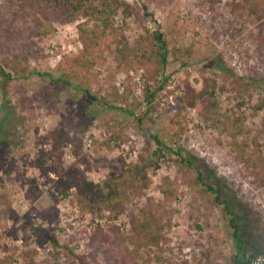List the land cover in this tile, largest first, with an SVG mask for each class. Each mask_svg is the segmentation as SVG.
Listing matches in <instances>:
<instances>
[{"label": "rangeland", "instance_id": "obj_1", "mask_svg": "<svg viewBox=\"0 0 264 264\" xmlns=\"http://www.w3.org/2000/svg\"><path fill=\"white\" fill-rule=\"evenodd\" d=\"M123 1L133 6L125 36L136 49L118 55L110 36L100 43L90 60L91 72L82 76L83 89L98 99L93 102L82 91L52 88L47 76H39L60 73L59 65L70 67V59L82 55L79 25L84 19L51 21L54 33L30 39L22 33L27 6L21 0H0V30L5 31L0 64L14 77L6 94L0 81V264H235V243L222 205L196 184L197 173L176 154L166 152L158 159L159 167L147 173L151 187L140 196L130 193L125 213L116 218L82 210L74 187L67 196L62 193L58 181L71 167L101 185L113 169L119 172L137 162L162 122L167 145L203 160L216 186L236 197L254 264H264V198L230 147L237 127L264 145V58L250 41L252 26H238L232 33L227 29L234 21L233 0L213 5L203 0ZM158 32L166 50L155 40ZM16 61L17 72L12 68ZM208 77L215 80L216 119L189 108L180 117L185 133L167 124L166 116L175 117L187 87L200 91ZM62 123L78 144L49 154L42 170L35 162L41 150L52 151L50 133ZM156 148L155 142L149 146L151 152ZM166 177L177 198L172 207H162L167 225L160 243L147 245L133 229L132 214L141 216L143 207L163 204L160 187ZM43 230L50 231L56 245L39 244Z\"/></svg>", "mask_w": 264, "mask_h": 264}, {"label": "trees", "instance_id": "obj_2", "mask_svg": "<svg viewBox=\"0 0 264 264\" xmlns=\"http://www.w3.org/2000/svg\"><path fill=\"white\" fill-rule=\"evenodd\" d=\"M29 9L24 11V30L28 33V38L49 36L54 33L51 21L73 22L83 18L79 25L80 33L85 45L82 55L70 59L72 66L64 67L59 65L60 73H39V76L46 77L52 88L75 89L82 91L93 102L98 99L92 95L89 89H83L82 83L91 72L90 60L94 58L97 48L103 40L110 36L114 47V54H124L125 51L136 48L130 47V42L125 36V29L128 20L133 16V6L123 0H21ZM210 4H215L217 0H203ZM230 13L234 21H229L227 29L232 33L238 26L250 29V41L255 47L258 56L264 58V0H233L230 4ZM123 17L121 24L119 17ZM28 17H32L29 19ZM29 19V20H28ZM234 22V23H233ZM3 29V28H2ZM1 29V30H2ZM233 29V30H232ZM0 30L1 45L5 44L4 32ZM234 36V35H232ZM155 40L161 44V48L167 49L165 37L161 32L156 33ZM0 45V46H1ZM26 49V48H25ZM167 52V51H166ZM1 55V53H0ZM6 61V60H5ZM26 62V58H24ZM8 62V61H6ZM12 68L17 72L18 62H13ZM206 77V76H205ZM12 74L8 73L5 66L0 64L1 89L4 92L7 83L13 80ZM211 78L204 79L202 90L188 86L187 91L179 98L176 106L175 117H169L165 121L171 126H176L178 131L185 133L181 125L180 117L183 111L189 108H197L200 116L208 120L216 119V105L214 93L212 92ZM6 94V92H4ZM154 96L150 98L153 101ZM26 99L23 98V101ZM133 115L131 109L123 110ZM218 118V117H217ZM162 130L164 125L162 122ZM178 126V127H177ZM174 128V127H173ZM161 129L149 135L148 147L143 150L137 162H132L123 167L119 172L113 169L104 180L98 185L88 180V178L77 167H71L66 177H62L58 184L63 187L62 193L68 195L71 188L76 189L75 199L80 208L91 214L98 215L108 212L110 219L116 218L126 211V204L130 201L129 194L141 195L152 185V180L147 173L151 168H158V159L166 152L178 155L192 170L197 173L196 184L203 187L206 193L215 195V202L222 205L225 220L231 230L233 242L235 243V264H254V256L250 243L243 237L241 229V218L238 211L236 197L229 194L222 186L217 184L213 172L206 166L205 162L197 157L186 155L180 149L173 150L164 141L165 135ZM234 138L230 143L231 150L236 154V159L246 171L249 183L264 198V154L263 144L259 140L252 139L248 131H243L240 127L234 129ZM52 139V151L41 150L35 164L44 170L46 158L49 154L59 151L70 143H76V138L70 131L60 124V126L50 133ZM152 142L157 144L155 151L151 152L149 146ZM78 144V143H76ZM81 145V144H80ZM215 181V184L213 183ZM160 192L164 197L163 204L157 206H145L141 209V216L132 214L131 222L134 231L142 236L147 245H157L160 243L162 232L167 222L163 218V208L172 207L177 198V190L169 177L163 179ZM167 211V209H165ZM115 230V229H114ZM118 232L119 239L123 238ZM98 235L94 234L93 239ZM39 244H57L54 236L48 230H43L38 237ZM30 254V253H29Z\"/></svg>", "mask_w": 264, "mask_h": 264}]
</instances>
